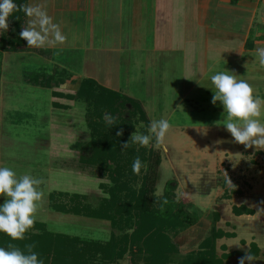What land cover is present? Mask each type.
I'll return each mask as SVG.
<instances>
[{
    "label": "rangeland",
    "instance_id": "1",
    "mask_svg": "<svg viewBox=\"0 0 264 264\" xmlns=\"http://www.w3.org/2000/svg\"><path fill=\"white\" fill-rule=\"evenodd\" d=\"M114 21L111 18L108 25ZM41 48L34 59L28 53L5 54L0 96V165L42 179L45 197L36 222H43L49 232L100 242L119 234L108 221L56 212L49 200L52 193L79 194L85 203L97 207L108 197V177L101 175L97 166L81 161L91 153L85 103L63 96L73 92L71 86L53 88L63 75H92L98 83H104L105 76L113 79V85L118 83L119 92L141 103L146 117L135 124L129 136L149 134L155 120L168 119L171 123L164 144L158 145L153 138L146 148L153 147L160 155L154 199L162 195L166 181L174 179L177 199L196 217L195 224L169 233L179 246L178 259L198 251L216 227L228 234L215 242L222 264H239L241 254L257 249L258 256L245 259V264H264V148H246L235 142L226 128L220 127L221 116L210 114L207 108L188 101L179 103L193 80L187 75L184 80L178 78L177 60L171 66L160 59L152 62L145 50H108L96 65L93 55L99 53L89 51L88 59L93 60L84 65V50ZM42 55L54 57L58 64L46 63ZM195 57L187 63L189 69H196L194 61L199 60ZM86 66L90 74H86ZM45 84L49 87L42 86ZM53 92L64 94L56 96ZM209 124L220 128L216 131ZM66 199L61 196L59 202ZM234 206H245L253 213L236 215ZM117 264L133 263L127 254Z\"/></svg>",
    "mask_w": 264,
    "mask_h": 264
},
{
    "label": "trees",
    "instance_id": "2",
    "mask_svg": "<svg viewBox=\"0 0 264 264\" xmlns=\"http://www.w3.org/2000/svg\"><path fill=\"white\" fill-rule=\"evenodd\" d=\"M15 3L21 10L10 17L8 34L0 36V78L3 52L20 50L24 44L19 32L24 25L22 7L27 6V0H15ZM47 84L42 86L49 87ZM54 94L62 96L64 93ZM63 96L85 103V115L91 129L88 143L91 153L81 161L97 166L101 175L108 177L111 186L106 189L108 197L97 207L85 203L79 194L65 193L50 194V207L63 214L108 221L119 234L112 235L107 242H100L49 232L43 222H36L24 240H11L0 234V247L12 245L26 251L32 246L44 264H117L127 254L133 264H222L223 258L216 256L215 242L228 234L216 227L200 243L198 251L178 259L179 246L169 233L195 224L196 217L177 199L174 179L166 181L162 195L154 199L159 152L153 147L134 145L129 136L135 124L146 117L140 101L105 87L93 78L82 79L74 94ZM108 116L113 118L112 125L108 123ZM126 143L127 147H124ZM137 157L147 166L146 170L141 169L140 175L132 171ZM61 196L67 198V202H59ZM233 211L236 215L253 213L245 206H234ZM258 252L259 249L250 250L247 255L255 258Z\"/></svg>",
    "mask_w": 264,
    "mask_h": 264
},
{
    "label": "crops",
    "instance_id": "3",
    "mask_svg": "<svg viewBox=\"0 0 264 264\" xmlns=\"http://www.w3.org/2000/svg\"><path fill=\"white\" fill-rule=\"evenodd\" d=\"M27 6L43 7L66 36L64 43L48 42L44 47L84 50V65L93 59L98 65L108 50H145L152 62L160 59L171 66L177 60V71L181 72L178 78L184 80L187 75L193 80L187 88L183 84L186 89L180 104H198L224 119L222 105L211 102L209 69L215 61H220L221 70L224 65L239 79L246 80L255 94L264 97V65L254 55L258 47H264V0H27ZM111 18L115 21L109 26ZM31 19L25 15L23 28L29 26ZM41 49L24 40L20 50L3 52L2 61L8 52L32 54L34 59L39 55L36 50ZM89 51L99 54L88 59ZM194 55L199 62L194 61L196 69H189L187 63L192 62ZM43 57L46 63L58 64L54 57ZM95 66L93 70H97ZM86 72L90 74L87 66ZM84 78L95 76L63 75L64 85L55 83L53 88L71 86L70 94H74ZM112 80L104 76V83L99 84L118 91V83L113 85ZM1 94L0 87L2 97ZM221 119L218 122L224 127ZM209 126L216 131L220 128L217 124Z\"/></svg>",
    "mask_w": 264,
    "mask_h": 264
},
{
    "label": "clouds",
    "instance_id": "4",
    "mask_svg": "<svg viewBox=\"0 0 264 264\" xmlns=\"http://www.w3.org/2000/svg\"><path fill=\"white\" fill-rule=\"evenodd\" d=\"M21 10L15 0H0V35L8 31L10 17ZM25 15L32 18L29 26L19 32L20 38L27 45L43 47L46 43H64L66 36L62 34L58 24L53 22L47 11L40 6H23ZM51 37V40H50ZM259 63L264 65V47H258L254 54ZM225 64V63H224ZM209 72L213 92L212 104L219 102L223 107L224 127L234 138V141L246 148L256 146L264 148V97L254 93L253 87L244 79H239L234 72L227 70L220 61L213 62ZM109 125L113 118L107 117ZM171 128L168 119L151 122L149 134H135L132 142L147 147L155 139L158 145H163L166 134ZM127 147V143L124 145ZM146 165L137 157L132 164V171L140 175ZM231 183V181H230ZM42 179L31 173L18 174L13 168L0 165V234L11 240H24L37 220V214L42 206L45 192L41 188ZM232 184V183H231ZM245 259L255 258L251 254L242 257L239 264H245ZM0 264H44L40 254L29 246L27 250L9 245L0 247Z\"/></svg>",
    "mask_w": 264,
    "mask_h": 264
}]
</instances>
